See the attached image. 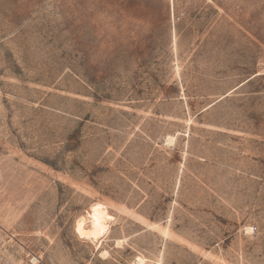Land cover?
I'll use <instances>...</instances> for the list:
<instances>
[{
	"label": "rangeland",
	"instance_id": "rangeland-1",
	"mask_svg": "<svg viewBox=\"0 0 264 264\" xmlns=\"http://www.w3.org/2000/svg\"><path fill=\"white\" fill-rule=\"evenodd\" d=\"M0 264H264V0H0Z\"/></svg>",
	"mask_w": 264,
	"mask_h": 264
},
{
	"label": "bare ground",
	"instance_id": "bare-ground-1",
	"mask_svg": "<svg viewBox=\"0 0 264 264\" xmlns=\"http://www.w3.org/2000/svg\"><path fill=\"white\" fill-rule=\"evenodd\" d=\"M169 142L171 139L168 140ZM90 226L91 229H85L84 233L86 236L91 237L93 234L99 233L101 231H105L107 229L106 225L99 220H91Z\"/></svg>",
	"mask_w": 264,
	"mask_h": 264
}]
</instances>
